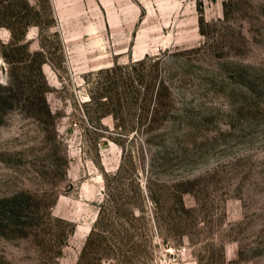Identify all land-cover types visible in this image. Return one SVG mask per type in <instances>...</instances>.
<instances>
[{"label": "rangeland", "instance_id": "1", "mask_svg": "<svg viewBox=\"0 0 264 264\" xmlns=\"http://www.w3.org/2000/svg\"><path fill=\"white\" fill-rule=\"evenodd\" d=\"M22 1L53 117L0 26V264H264V0Z\"/></svg>", "mask_w": 264, "mask_h": 264}, {"label": "trees", "instance_id": "2", "mask_svg": "<svg viewBox=\"0 0 264 264\" xmlns=\"http://www.w3.org/2000/svg\"><path fill=\"white\" fill-rule=\"evenodd\" d=\"M22 5H25L27 7H31L28 0H23L22 1ZM32 8V7H31ZM8 11V10H6ZM20 12V11H19ZM13 14V12H12ZM26 16L27 14L24 12V11H21V14H19L18 17L16 16H13V18H10V20L8 21H4L0 24V26H4L6 27L10 32H11V42L6 44V48H9L11 45L13 44H17L20 48H25V50L27 49V47L22 44V42L25 40V36H26V29H25V25H26ZM43 45V44H42ZM43 50H37V51H30V50H26V53H27V56L29 57L30 59V63L28 64V67L35 71L36 72V75L38 76V80L39 82L36 84V90H38V92L40 93V109L42 111V113L46 116H48L49 118H52L53 117V112L47 102V99L45 97V94H46V91H47V88H48V84L46 82V79H45V76H44V72L42 70V66H43V63L45 62V58H47L46 56V52H45V47L42 46ZM116 69L115 68H110L109 72H113L115 71ZM129 75V74H128ZM126 78H129L128 80H131L130 79V75L129 77L126 76ZM1 88H3V90H16V93L18 94V97H20L22 94H23V91L21 90V86H20V83H18L17 85H15L13 82L11 85L7 84V85H0ZM159 89L160 87L156 90L155 92V100H156V105H158L159 103H161L160 99L161 98V92L159 93ZM150 90V89H149ZM162 90H165L168 92V88L166 86H163L162 87ZM136 95H137V91H135ZM114 94H117L114 92ZM150 96V91L147 92V95H146V98L144 100V109L147 107V103H148V98ZM136 99H137V96H135ZM135 97L133 96V99H135ZM106 100L105 102H102V108L103 109L102 113L104 115H112L115 122L119 123V109L121 108V103H120V98H118L117 96H105ZM133 100L132 102L134 103L135 101L137 100ZM10 100V96H4L3 99L1 100V103L4 104V103H8V101ZM28 102H31L29 101L28 99ZM104 107V108H103ZM148 118V122H149V125H153L154 123H158V120L160 119V115L159 113L157 112H152L149 116H147V114H144L142 115L141 119H146ZM103 207H101V210H102ZM101 213V211H100ZM62 222H64L65 224H68V225H71L73 226L71 229L72 231L74 230V225L70 222V221H67V220H64L62 219L61 220ZM93 231V229H92ZM66 238V237H65ZM63 238V239H65ZM64 241V240H63ZM89 243V238L87 239V242L82 250V253L85 251V248L87 247ZM64 244L63 242H61V245ZM83 256V254H82Z\"/></svg>", "mask_w": 264, "mask_h": 264}]
</instances>
